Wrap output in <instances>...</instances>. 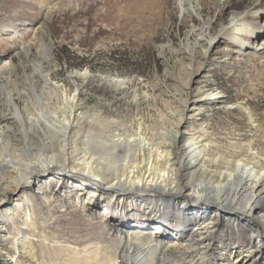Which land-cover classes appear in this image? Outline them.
Instances as JSON below:
<instances>
[{
	"label": "rangeland",
	"instance_id": "obj_1",
	"mask_svg": "<svg viewBox=\"0 0 264 264\" xmlns=\"http://www.w3.org/2000/svg\"><path fill=\"white\" fill-rule=\"evenodd\" d=\"M258 26L263 34L256 37L249 31ZM260 41L263 48L255 47ZM116 78L125 82L120 89L110 83ZM2 85L13 91L22 110L27 103L36 105L39 94L51 105L64 93H77L67 164L77 167L90 153L107 180L135 158L138 143L132 139L141 125L171 149L179 120V130L209 138L203 163L217 175L225 163L264 165V0H187L183 7L180 0H0V123L15 109L7 106ZM57 148L56 143L51 151L59 153ZM75 188L65 175L54 183L42 178L9 198L21 204L10 218L0 213L14 232L12 238L0 232L2 264H67L76 248L94 242L102 252L92 246L90 253H79L76 264H113L102 260L108 252L121 264L120 252L107 249L110 235L120 246L125 239L117 231L150 229L156 221L178 227L173 218L161 220L142 204L156 198L119 199L99 189L81 207L86 195ZM25 197L34 226L25 224ZM196 222L184 221V238ZM248 232L245 221L222 219L204 257L194 247L190 255L196 264H231L229 252L239 247L241 254L252 246ZM161 234L165 242L176 237L168 230ZM262 247L248 264H264ZM179 251L171 247L167 255L178 258Z\"/></svg>",
	"mask_w": 264,
	"mask_h": 264
},
{
	"label": "bare ground",
	"instance_id": "obj_2",
	"mask_svg": "<svg viewBox=\"0 0 264 264\" xmlns=\"http://www.w3.org/2000/svg\"><path fill=\"white\" fill-rule=\"evenodd\" d=\"M185 2L187 0H180L182 7ZM235 22L237 21L233 23ZM261 28L258 26L257 30L249 32L257 37L261 34ZM235 40L241 48L244 44L243 40L240 38ZM255 47L263 48V41L257 43ZM82 76L84 79L88 78L87 73H83ZM110 83L115 89H120L125 82L116 78ZM31 86V91L35 93L34 86ZM2 88L7 93V106L10 110L15 107L13 116L5 117L0 123V207L2 208L0 213L5 217L10 218L9 215L19 210L21 203L17 200L15 202L9 200L15 193L25 191L42 178H47L48 183L50 180L54 183L55 180L61 181L65 175L74 182L78 195H86L83 197L84 201L79 203L81 207H85L86 203L89 204L88 199L92 198L99 189L107 190L114 196H120L119 199L135 194L139 198H156L145 202V199H142V204L151 209L153 214L159 215L161 220L167 221L173 218L177 222L178 227L175 229H172L168 222L166 224V222L156 221L152 222L153 227L150 229L117 231L116 233L125 239L120 246L116 243V237L110 235L105 242L107 249L116 248V251L120 252L121 264H167L170 262L196 264L197 261L190 255V250L194 247L201 250V255L204 254L211 244L209 238L211 232L222 219L226 223L245 221L249 227L248 234L252 246L241 254H239L241 251L239 247L229 252L231 264H248L253 260V252L259 247L263 249V163H235L234 166L231 163H225L223 171L217 175L209 163H203L207 155L206 149L210 145L209 138L205 133L197 132L191 135L179 130L181 123L179 120L177 130L170 141L176 144L179 139L182 141L180 146L174 144V147H170L171 149L168 147L164 149L161 142L154 141L150 129L141 125L137 136H133L132 139L133 142L138 143L135 158L132 161L128 159V169L121 173L117 172L119 175L107 180V177L100 173L103 167L96 164V159L88 151L89 154L85 153V156L77 161V167L67 164L70 162V151L73 150V145L69 141L71 126L78 119L77 93L72 96L64 93L62 100L58 98L59 100L51 105L49 100L39 94L35 100L38 104L35 102L36 105H28L27 103L22 110L16 104L13 91L7 89L5 85H2ZM27 99L30 100V97ZM247 115L252 118L249 112ZM202 130L207 132L206 128ZM56 143L59 145L57 148L59 153L51 151ZM61 157L62 160H60ZM165 158L171 163H161ZM66 164L68 167L62 168L66 167ZM9 167L12 170L5 175V170ZM78 199L80 202V197ZM29 202V198L25 197L22 203L25 210L27 208L25 224L34 226L35 222L29 213L31 208L28 207ZM105 213L107 214V211ZM192 219H196L197 222L192 225L188 237L184 238L182 235L187 233V230L182 229L181 225ZM167 230L176 234V237L165 242L160 234L161 231L167 234ZM0 232L4 237L14 236V232L8 231L5 219H0ZM20 237L23 236L20 235ZM92 246L99 249L98 253L102 252L101 244L94 242ZM92 246L84 245L82 250L76 248V254L69 258L67 264L80 262L82 257L79 253L82 251L90 253ZM171 247L179 249L182 258H175L172 254L167 255ZM238 250L240 251L237 252ZM162 254H166L167 257L161 258ZM114 258L108 252L102 260L118 264ZM0 264H2L1 259Z\"/></svg>",
	"mask_w": 264,
	"mask_h": 264
}]
</instances>
